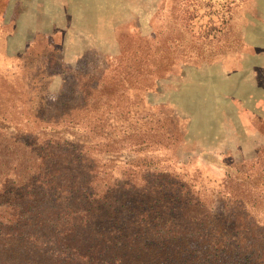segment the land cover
Masks as SVG:
<instances>
[{"label":"rangeland","instance_id":"374dc122","mask_svg":"<svg viewBox=\"0 0 264 264\" xmlns=\"http://www.w3.org/2000/svg\"><path fill=\"white\" fill-rule=\"evenodd\" d=\"M64 130L85 138L97 190L167 181L211 221L229 175L264 167V0H0V175ZM54 193L15 227L0 197V264L51 244L39 221L68 212Z\"/></svg>","mask_w":264,"mask_h":264},{"label":"trees","instance_id":"16d2710c","mask_svg":"<svg viewBox=\"0 0 264 264\" xmlns=\"http://www.w3.org/2000/svg\"><path fill=\"white\" fill-rule=\"evenodd\" d=\"M59 132L71 138L56 134L35 140L29 144L35 154L29 170H20L25 167L20 162L0 175V197L7 198L8 222L14 227L26 222L22 212L39 209L49 191L68 210L61 224L51 222L55 212L50 211L39 221L45 230L52 229L53 239L51 244L38 241V260L31 257L30 246L24 248L25 264H264V167L259 174L238 170L229 175L226 209L209 221L186 210L188 197L167 181L148 192L117 182L97 190L99 176L92 175L85 138ZM78 164L82 174L72 172ZM175 209L188 217V226L174 225ZM26 218L28 225L31 218ZM31 237L30 232L27 243L34 244Z\"/></svg>","mask_w":264,"mask_h":264}]
</instances>
